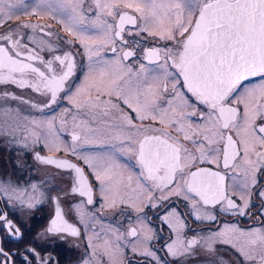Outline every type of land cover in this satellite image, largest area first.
Segmentation results:
<instances>
[{
	"label": "snow or ice",
	"instance_id": "obj_1",
	"mask_svg": "<svg viewBox=\"0 0 264 264\" xmlns=\"http://www.w3.org/2000/svg\"><path fill=\"white\" fill-rule=\"evenodd\" d=\"M78 56L87 64L73 91ZM0 85L39 98L0 91V112L19 116L10 102L48 112L21 117L23 147L31 136L77 161L35 154L70 177L65 198L81 197L70 208L91 230L80 264H123L128 253V264H168L153 245L154 209L175 235L163 245L173 264H225L221 244L239 264H264V227L224 224L188 238L173 206L182 199L187 215L217 224L216 213L255 215L258 200L264 216V0H0ZM62 99L70 106L58 115ZM0 135L15 139L16 131L0 126ZM41 187L0 179V199L36 208L49 199ZM50 199L54 216L41 235L79 237L61 197ZM0 229L24 239L2 210ZM23 251L24 264H51L35 248ZM16 255L0 247V264Z\"/></svg>",
	"mask_w": 264,
	"mask_h": 264
},
{
	"label": "flooded vegetation",
	"instance_id": "obj_2",
	"mask_svg": "<svg viewBox=\"0 0 264 264\" xmlns=\"http://www.w3.org/2000/svg\"><path fill=\"white\" fill-rule=\"evenodd\" d=\"M29 19V18H24ZM31 19V18H30ZM48 23V22H47ZM59 25V24H58ZM60 26V25H59ZM52 30L54 28L52 26ZM150 46L149 44L144 45V47ZM111 53H107V56H111ZM45 58L47 54H45ZM86 58L82 56L77 57L78 70L76 76L72 78L71 84L74 79L80 80L78 85L83 81L81 72L84 66V61ZM83 63V64H82ZM0 91H10L15 93L17 96L22 97H31L33 99H39L34 96L30 90H21L15 86H3L0 85ZM64 96L67 93L62 94ZM16 102H10V107L15 109ZM66 99H62L58 108V115L62 112V109L69 107ZM127 111V109H125ZM37 116L38 118H44L48 115L46 111L44 114H37L35 110H30L26 105H22L20 109L19 116L13 112L14 120L13 122H7L6 119L2 118L0 114V126H2L6 131L15 130L16 137L13 139L10 135H0V179H10L14 183H18L21 187H28L32 184H36L41 187V191H46V196L49 199L42 201L40 205L36 208L28 209L21 208L19 204L15 206H10L3 199H0V210L8 214V219L12 220L13 224L21 228V231L25 233L24 239L21 241H16L10 236H7L6 233L0 229V247L4 249L5 252H17L21 255H16L12 257V260L15 264H24L23 255L25 247L35 248L36 251L40 254L41 257H51V264H80L81 257L87 251L86 249V235H91V230L86 234L84 231V225L79 222L76 215L70 212L71 205L81 199L78 195L68 196L65 198L64 194L70 189V177L58 170L54 165H45L35 159V154L39 153L41 156H53L57 158H67L71 159L73 162L75 157L67 156L64 153H54L52 151H45L42 148V143L33 144L31 136L28 137V147H23L24 137L21 135V129L25 127L24 121L21 117L29 116V114ZM20 125V128H17L16 125ZM69 124H71V118L69 117ZM71 131L69 127L68 132ZM65 141H70V136L66 134L61 137ZM132 161L131 168L135 170L134 159L129 157ZM76 160V159H75ZM208 167L209 165H203ZM134 167V168H133ZM92 180L93 178L90 177ZM94 187H96V182H93ZM98 192V191H97ZM59 196L60 207L63 209L65 218L69 223L80 228L81 235L79 237H73L66 235L63 238L61 236H50L47 234L41 235L45 227H47L49 221L54 216L55 203L50 199V197ZM98 200V195L95 197ZM260 204V202L258 201ZM173 206H178V209L185 215L184 223L186 225L184 229V235L188 238L193 235H207L206 231H202L209 227L218 228L224 224H234L237 227L248 230L255 228V215H246V216H232L227 218L228 214H217L218 223L209 224L207 221L198 222L194 219L193 216L189 215L192 219V222H189L187 218L188 208L183 207L179 202H175ZM99 205L97 204V208ZM94 210V209H90ZM162 210H151L148 212V216L152 218L153 224L152 227L157 229L158 234V243L154 245L156 248H159V255L163 260L167 261L168 264H173L174 258L166 254L163 245L169 242L170 237L175 238L174 233L169 231L168 227H163L160 224V220L156 218L154 213L160 214ZM252 212V209H251ZM253 213V212H252ZM110 221L105 219L103 223L107 224ZM95 223V221L93 222ZM189 229H192L190 231ZM97 230H99V225H97ZM240 244H244L245 240L243 238H238ZM219 253L221 254L225 264H239L240 257H238L229 245H218L217 246ZM203 255V253L201 254ZM131 253H128L127 256L123 258V264H128L129 257ZM31 259V258H29ZM133 259H136L133 257ZM107 261V257H105ZM104 260V264L107 262ZM195 264H203L201 259H197Z\"/></svg>",
	"mask_w": 264,
	"mask_h": 264
},
{
	"label": "rangeland",
	"instance_id": "obj_3",
	"mask_svg": "<svg viewBox=\"0 0 264 264\" xmlns=\"http://www.w3.org/2000/svg\"><path fill=\"white\" fill-rule=\"evenodd\" d=\"M32 18L35 19L34 17H32ZM46 22L50 23L53 26L54 31H57V32L61 31L60 26L58 24H56L55 22H53L51 20H47ZM61 34L63 35L62 32H61ZM109 57H111V56H109ZM83 63H84V65H86L87 64V60H85ZM81 75H82V78H84V67L82 68ZM80 78H81V76H80ZM80 78L78 80L77 79H74L73 80V83H72L73 91L75 89V86H78V83H79ZM258 79L259 78H256L255 80H252V81L255 82ZM17 107H19L20 109H22V105L16 104V107L15 108H17ZM0 114H1L2 118H4V119L7 120V122H13V120H14L13 112L12 113L0 112ZM42 148L45 151H49L46 147L43 146V143H42ZM52 152H54V151H52ZM54 153H56V152H54ZM57 153H60V152H57ZM128 160L130 161L129 158H128ZM124 161H125V158H124ZM128 165L131 168V165L130 164H128ZM92 180H93V182H95L94 181V178ZM96 190L98 191V188ZM181 200L182 199H175V202L181 203ZM259 207H260V204L258 203V200H257V201H255V207L252 208V212L255 213V219H254V221H255V228L264 227V216H261L260 213L257 211V209H259ZM148 212H151V211H148ZM231 217H232V215H228L227 216V218H231ZM156 234H158V232H156ZM157 243H158V239H156V240L153 241V245H157ZM104 260H105V258H104Z\"/></svg>",
	"mask_w": 264,
	"mask_h": 264
}]
</instances>
